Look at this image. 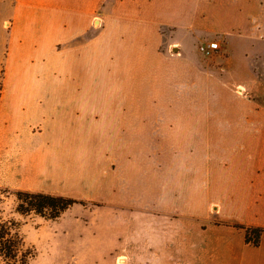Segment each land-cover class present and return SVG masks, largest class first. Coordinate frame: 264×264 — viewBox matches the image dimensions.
I'll return each instance as SVG.
<instances>
[{
  "label": "crops",
  "instance_id": "1",
  "mask_svg": "<svg viewBox=\"0 0 264 264\" xmlns=\"http://www.w3.org/2000/svg\"><path fill=\"white\" fill-rule=\"evenodd\" d=\"M15 1V19L20 25L13 29L12 36L29 41L12 44L6 64L21 72L38 61L40 68L46 69L51 53L57 71L81 82L97 73L106 91L102 96L112 95L120 103L119 108L106 109L102 120L92 122L87 117L92 109L91 95L70 97L59 106L53 120L46 116L45 109H33L27 96L12 95L8 99L14 112L10 114L12 130L6 137L7 152L13 157L10 165L24 163L22 152H36L51 158L54 165L65 166L53 168L56 181L68 172L64 179L76 182L70 166L77 163L104 173L93 186L87 185L111 197L105 206L98 207H110V214L85 226L96 244L93 253L104 258L105 264H264V234L260 246L255 247L246 242L242 229L222 220L202 221L204 198L198 192L192 196L188 192L190 182L206 175L214 178L229 174L232 179L255 176L260 181V191L255 195L261 203L260 215L235 223L264 228V125L237 129L238 133H252L255 128L261 133L257 143L259 165L250 156L245 157L239 171L222 172L218 164L213 162L209 167L203 159L192 164L190 142L197 148L205 143L212 148L227 147L232 140L230 132L220 126L212 132L197 126V134L190 137L187 121L172 125L174 110L153 104L164 96L140 87L158 82L156 75L170 55L162 51L168 33L179 32L186 40L182 44L191 45L205 34H214L222 38L223 48L217 51L222 65L213 83L241 86L252 99L264 100V77L254 69V61L262 59L256 44L264 41V0ZM97 22L100 28L93 36ZM52 44L56 50L51 49ZM193 69L189 58L180 60V83L189 81ZM109 85L118 86L121 92L109 94ZM56 92L63 95V87ZM19 106L22 114L30 116L22 123L16 120ZM32 124L40 125V130H31ZM208 133L212 136L206 138ZM127 149L140 150L136 160H125ZM100 150L103 156L92 155ZM109 150L114 155L111 163L107 159ZM133 167L138 178H126L125 172ZM47 183L46 179L39 182L38 188L47 187ZM233 190L238 201V190ZM175 194L185 202V211L176 204ZM128 216L132 221L125 222Z\"/></svg>",
  "mask_w": 264,
  "mask_h": 264
},
{
  "label": "rangeland",
  "instance_id": "2",
  "mask_svg": "<svg viewBox=\"0 0 264 264\" xmlns=\"http://www.w3.org/2000/svg\"><path fill=\"white\" fill-rule=\"evenodd\" d=\"M16 5L18 4L15 0H0V218L4 220L13 218L22 222V234L27 244L34 247L37 252L36 258L30 264H105L104 258L97 257L93 253L96 244L91 241L89 228L85 227L90 226V223L94 225L95 221L100 222L102 216L110 214V207L98 208L105 206V201H110V195L87 186L90 183L93 186L94 180L104 173L94 171L95 169L93 170L88 164L77 163L70 166L74 171L73 177L76 182L68 183L64 179L68 176V172L61 174L59 181H56L53 168L64 169L65 166L54 165L51 158L43 157L45 154L36 152H22L24 163L10 165L13 157L7 152L6 137L12 130L13 122L10 114L14 115V112L10 109L13 102L8 99L12 95L27 96L33 109H40L42 112L45 109L46 116L53 120L57 117L55 112L58 111L59 106H64L70 97L81 94L91 95L92 109L87 112V117L92 122L102 120L106 109L119 108L120 103L117 101L118 98L112 95L102 96L101 92L105 89L102 87L101 76L97 73H94L88 81L81 82L82 80L73 75L57 71L51 53H48L51 58L48 61L50 67L46 69H41V62L38 61L30 63L31 67L22 69L21 72L19 68L6 64L5 57L10 51V46L28 44L29 41L27 38L23 42V38L12 36L13 29L20 25L19 20L15 19ZM109 7L112 10L113 6ZM93 27V36H95V30L100 28L99 23L97 22ZM221 40L218 35L205 34L193 45L182 44L186 40L179 32L168 33L162 44V51H169L170 55L165 57L161 64L163 69L156 75L158 82L140 87L147 90L150 88L162 94L164 98L158 97L153 104L156 103L157 108L161 105L162 109L174 110L172 125L179 121H187L190 137L197 134V126L211 132L220 126L222 130L230 132L232 140L227 143V147L212 148L205 143L203 148H197L195 143L190 142L188 156L190 160L192 159V164H196L197 159L199 161L203 159L209 167L213 162L218 164L222 172L228 169L239 171L245 165V157L250 156L254 164L259 163L257 143L261 139V133L256 132L255 128L252 133H238L237 129L244 125H264V100L252 99L241 86L213 83L218 80L217 70L221 67L222 61L217 51L206 53L200 48L211 42H219L221 47L219 51H221L223 48ZM256 45L260 47L262 59L254 61V69L264 77L262 63L264 41ZM172 47L179 50L175 51ZM51 49L56 50L53 44ZM184 58H189L193 62L194 69L190 71L189 81L180 83V60ZM92 71L95 72L94 68ZM60 86L63 87V95L56 92ZM108 92L117 95L121 91L118 90V86L109 85ZM15 112L18 114L16 120L19 123L30 118L29 115L22 114L23 108L20 106ZM32 128L31 130L37 132L40 130V125L32 124ZM209 135L212 136V133L205 134L206 138ZM139 152L140 150L127 149L123 155L125 160L132 162L134 157L139 156ZM103 154L100 150L93 152L92 155L103 156ZM107 159L109 163L114 159L112 150L107 152ZM112 165L116 166L114 163ZM134 169L136 167L127 170L125 177L138 178V172ZM255 178L254 176L248 179L238 175L237 179H232L229 174L210 178L206 175L198 182H190L188 192L190 196L198 192L199 196L204 198L205 204L201 216L204 222L217 219L226 224L239 220H255L260 215L261 206L255 196L260 191V181ZM45 179L49 181L47 187L38 188L39 182ZM233 188L238 190L237 200L241 202L236 201V192ZM18 190L72 196L85 200L87 206L75 205L56 221L46 220L37 215L21 216L15 211L17 206L15 192ZM175 199L179 209L185 211V202L180 194H175ZM186 218L190 219L191 216L186 215ZM130 221H132L131 217H125V222ZM0 264L3 263L0 261Z\"/></svg>",
  "mask_w": 264,
  "mask_h": 264
},
{
  "label": "trees",
  "instance_id": "3",
  "mask_svg": "<svg viewBox=\"0 0 264 264\" xmlns=\"http://www.w3.org/2000/svg\"><path fill=\"white\" fill-rule=\"evenodd\" d=\"M15 195L16 213L21 216L37 215L50 221L60 219L75 205L87 206L85 200L42 191L18 190ZM226 224L244 230L248 244L260 246L264 228L235 222ZM21 228L22 222L16 219L0 218V261L3 264H30L36 258V249L27 244Z\"/></svg>",
  "mask_w": 264,
  "mask_h": 264
},
{
  "label": "built area",
  "instance_id": "4",
  "mask_svg": "<svg viewBox=\"0 0 264 264\" xmlns=\"http://www.w3.org/2000/svg\"><path fill=\"white\" fill-rule=\"evenodd\" d=\"M200 49L206 53H210V52L219 51L221 47L219 42H211L208 43L206 46H201Z\"/></svg>",
  "mask_w": 264,
  "mask_h": 264
},
{
  "label": "water",
  "instance_id": "5",
  "mask_svg": "<svg viewBox=\"0 0 264 264\" xmlns=\"http://www.w3.org/2000/svg\"><path fill=\"white\" fill-rule=\"evenodd\" d=\"M179 49L178 48H175V51H178Z\"/></svg>",
  "mask_w": 264,
  "mask_h": 264
}]
</instances>
